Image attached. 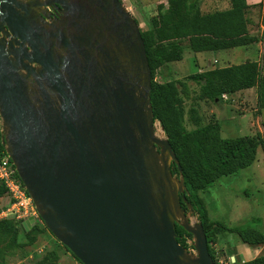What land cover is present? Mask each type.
Here are the masks:
<instances>
[{"label":"water","instance_id":"water-1","mask_svg":"<svg viewBox=\"0 0 264 264\" xmlns=\"http://www.w3.org/2000/svg\"><path fill=\"white\" fill-rule=\"evenodd\" d=\"M150 89L121 0H0L2 144L38 218L82 264H215L181 207L182 169L155 135Z\"/></svg>","mask_w":264,"mask_h":264},{"label":"trees","instance_id":"trees-1","mask_svg":"<svg viewBox=\"0 0 264 264\" xmlns=\"http://www.w3.org/2000/svg\"><path fill=\"white\" fill-rule=\"evenodd\" d=\"M229 3L230 7L227 9L202 13L195 0H171L163 16L152 15L143 20L147 28H139L151 70L150 104L154 120L163 128L182 169L187 194L185 202L180 200V204L186 211L189 203L202 223L208 251L215 264L219 263L211 244L215 241L216 234L234 233L246 245L264 246V232L247 225L227 226L210 221L206 204L198 192L207 189L222 176L236 174L249 167L255 161L257 149L264 145V141L260 134L224 138L216 121L186 130L179 89L181 81L170 79L158 82L155 80V71L182 59L184 48L180 41L183 39L187 40V47L192 52L228 50L261 41V64L246 60L239 64L194 72L187 75L186 79L199 85L200 100L220 101L223 94L230 95L255 88L257 108H264V33L261 38L249 33L246 13L251 5L246 0H229ZM190 111H194L193 107ZM0 150H3L2 146ZM172 174L178 175L175 165H172ZM15 175L20 181L17 173ZM7 196V189L0 183V198ZM21 222L12 217L0 219V264H6L5 252L33 244L35 234L42 231L34 225L23 233L25 241L20 242L19 234L23 232ZM174 230L177 242L185 248L190 247L187 238H191V234L178 224H175ZM54 258L56 254L51 251L36 264H51ZM231 264H264V252L254 258Z\"/></svg>","mask_w":264,"mask_h":264},{"label":"rangeland","instance_id":"rangeland-1","mask_svg":"<svg viewBox=\"0 0 264 264\" xmlns=\"http://www.w3.org/2000/svg\"><path fill=\"white\" fill-rule=\"evenodd\" d=\"M170 1L123 0L122 3L124 2L129 8L128 11L138 22L139 28L145 30L147 26L143 20L155 14L163 16ZM195 1L202 13L222 10L221 8H223V6L211 5V0ZM246 21L249 33L261 38L264 33V0L251 4L246 13ZM180 44L184 48L180 62H171L158 68L155 71V80L164 82L176 78L181 81L179 89L184 106V126L186 130L216 121L220 125V133L224 138L260 134L264 141V108H257L255 90L225 95L222 96L220 101L200 100L198 98L199 85L186 79L187 75L198 71L195 63L197 62V65H199V59L194 58V55L197 54L188 49L186 39L181 40ZM235 49L240 56L245 55L250 60L257 61L259 64L262 63L261 41L246 46L245 49L244 47ZM225 52V50L203 52L210 59L216 55L217 62L209 64L206 59L202 58L199 68L204 71L211 66L232 64L231 61L226 62L224 60L223 55ZM243 60L236 59L232 62L237 64ZM191 107L194 109L193 112L190 111ZM155 124L156 130L161 128L158 121ZM156 136L165 137V135ZM198 194L206 204L210 221L220 222L227 226L247 225L264 232V145L257 149L255 161L249 167L241 169L236 174L222 176L207 189L199 191ZM6 201V197L0 198V207L4 208ZM190 220L191 222H197V215H192ZM35 225L42 231L35 234L36 240L34 243L5 252L6 264H36L51 251L56 254V258L53 259L51 264H80L53 237L39 218L36 219ZM23 233L24 231L19 234L20 242L25 241ZM211 246L215 252V257L224 264H231V257H234L235 261L248 258L247 249L251 248L242 243L236 234L228 232L216 234L215 241ZM188 248L191 253L195 254L192 246ZM257 248L260 249L259 253L264 252V246H257Z\"/></svg>","mask_w":264,"mask_h":264},{"label":"built area","instance_id":"built-area-1","mask_svg":"<svg viewBox=\"0 0 264 264\" xmlns=\"http://www.w3.org/2000/svg\"><path fill=\"white\" fill-rule=\"evenodd\" d=\"M222 96H225L223 94ZM0 183L7 189V205L0 208V219L14 218L18 221H23L29 216L38 218L35 206L27 194L23 184L16 178V169L11 159L4 150L2 144V133L0 127ZM21 182V183H20ZM219 264H224L218 259Z\"/></svg>","mask_w":264,"mask_h":264},{"label":"crops","instance_id":"crops-1","mask_svg":"<svg viewBox=\"0 0 264 264\" xmlns=\"http://www.w3.org/2000/svg\"><path fill=\"white\" fill-rule=\"evenodd\" d=\"M123 1V0H122ZM121 1V2H122ZM247 1V4H249V5H251V4H254V3H258V2H260L261 0H246ZM210 4L211 5H217V6H223V8H221V9H227V8H229L230 7V3H229V0H211L210 1ZM123 5L126 7V9L127 10H129V8H127V6L124 4V2H123ZM246 47H244V49H245ZM233 50V51H232ZM226 52H225V54L223 55V58H224V60L226 61V62H230L231 61V63L232 64H236L235 62L233 63L232 62V60H236V59H245V60H243L242 62H245L246 60H250V59H248V56H240L239 54H238V51H236V49L234 48V49H229V50H225ZM208 52H217V51H208ZM240 53H241V51H239ZM194 53H196L197 55H194V58H197V59H199V61H198V63H199V65H200V60L203 58V59H206L207 60V62L209 63V64H212V62H217V60H216V58L217 57H213L212 59H210L209 58V56L208 55H206V54H204L203 52H194ZM237 55H239V56H237ZM238 57H242V58H238ZM177 63L178 62H180V61H176ZM242 62H240V63H242ZM232 64H228V65H232ZM237 64H239V63H237ZM195 65H196V67H197V72H199V71H202L200 68H199V65H197V62L195 63ZM211 68H213L212 66L211 67H209L208 69H211ZM174 79H176V78H174ZM250 90H255V88H249V89H245V90H241V91H239V92H249ZM236 93H238V92H236ZM249 246V245H248ZM259 246H263V245H259ZM251 248H249V249H247V252H248V258H244L242 261H244V260H248V259H251V258H254L255 256H257V254L259 253V251H260V249H258L257 248V246H250ZM262 248V247H261ZM258 252V253H257ZM260 254V253H259Z\"/></svg>","mask_w":264,"mask_h":264},{"label":"flooded vegetation","instance_id":"flooded-vegetation-1","mask_svg":"<svg viewBox=\"0 0 264 264\" xmlns=\"http://www.w3.org/2000/svg\"><path fill=\"white\" fill-rule=\"evenodd\" d=\"M49 11H51V15H52V18H57V17H60L61 16V13H59L58 11L54 10V9H50L48 8Z\"/></svg>","mask_w":264,"mask_h":264},{"label":"bare ground","instance_id":"bare-ground-1","mask_svg":"<svg viewBox=\"0 0 264 264\" xmlns=\"http://www.w3.org/2000/svg\"><path fill=\"white\" fill-rule=\"evenodd\" d=\"M157 126H158V124H157ZM155 135H161V136L163 135V131H162L161 128H159V129L156 130V124H155Z\"/></svg>","mask_w":264,"mask_h":264}]
</instances>
